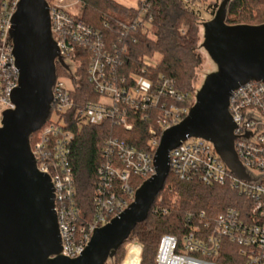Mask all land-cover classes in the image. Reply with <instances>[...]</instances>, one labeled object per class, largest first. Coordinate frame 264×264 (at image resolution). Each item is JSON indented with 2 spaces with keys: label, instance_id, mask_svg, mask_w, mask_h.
Returning <instances> with one entry per match:
<instances>
[{
  "label": "built area",
  "instance_id": "built-area-1",
  "mask_svg": "<svg viewBox=\"0 0 264 264\" xmlns=\"http://www.w3.org/2000/svg\"><path fill=\"white\" fill-rule=\"evenodd\" d=\"M20 0H0V122L2 112L13 109L9 97L17 86V70L9 37L11 18ZM189 3V0H183ZM51 38L66 69L55 77L51 105L44 125L31 136L30 148L39 172L46 174L53 190V210L60 237L61 256L79 257L93 231L119 215L133 201V179L147 180L154 174L153 157L162 132L187 115L186 96L176 92L165 76L153 78L145 69L139 73L119 71L124 65L127 42L136 43L134 33H149V2L137 0L140 16L118 23L115 41L75 20L77 0H45ZM79 59H76L77 57ZM87 57L85 78L97 96L75 109L80 124L99 125L105 121L131 131L134 121L148 124L147 150H137L117 138L101 146L102 163L96 169L93 197L95 214L91 222L81 223L75 203L74 179L69 161L73 133L65 114L74 109L71 93L79 87L76 74L81 59ZM65 79L67 83L61 81ZM228 111L234 124L233 147L247 180L236 178L219 159L212 144L201 138H187L169 152V171L181 181H197L205 186L227 187L241 202L213 217L204 211L188 213L186 230L178 238L164 234L159 238L154 264H220L230 258L235 264H264V83L249 81L234 90ZM54 119H51V116ZM156 126L160 128L157 137ZM156 212V210H154ZM164 213V211L162 212ZM137 247L131 242L121 264Z\"/></svg>",
  "mask_w": 264,
  "mask_h": 264
},
{
  "label": "water",
  "instance_id": "water-1",
  "mask_svg": "<svg viewBox=\"0 0 264 264\" xmlns=\"http://www.w3.org/2000/svg\"><path fill=\"white\" fill-rule=\"evenodd\" d=\"M228 2L221 0L201 24V48L216 70L205 76L184 119L162 132L154 174L135 190L125 210L93 231L75 259L60 254L52 185L37 170L29 146L49 115L56 61L66 66L51 38L45 0L18 2L9 30L17 86L9 97L13 109L3 111L0 122V264H106L147 218L169 173V152L187 138L210 142L236 178L248 179L234 151L228 106L240 85L264 83V24L227 25Z\"/></svg>",
  "mask_w": 264,
  "mask_h": 264
},
{
  "label": "trees",
  "instance_id": "trees-1",
  "mask_svg": "<svg viewBox=\"0 0 264 264\" xmlns=\"http://www.w3.org/2000/svg\"><path fill=\"white\" fill-rule=\"evenodd\" d=\"M78 12L75 20L100 34L115 41L119 34L118 23L131 22L140 16V7H126L114 0H77ZM151 30L143 34L136 32V43L127 42V53L121 74L139 73L145 69L146 74L157 78L165 76L173 81L176 92L186 96V108L192 104L193 91L191 82L194 69L200 64L197 54L199 49V28L205 21L203 15L212 16L215 8L206 5L207 0H147ZM206 5V8L203 6ZM227 25H261L264 24V0H229L227 4ZM157 55L158 61L149 65L146 59ZM76 59L78 58L75 57ZM87 57L81 59L76 74L79 87L72 93L74 109L65 114V121L73 133L70 144L69 161L72 168L75 190V203L81 223L91 222L95 210L93 197L96 188V169L102 163L101 146L106 139L117 138L137 150H147L149 135L148 124L136 119L131 131H124L111 122L99 125L80 124L75 119V109L87 101H94L97 96L92 93L85 78ZM57 77L64 76V70L56 66ZM158 137L159 126H156ZM30 136L29 146L34 145ZM142 179H133L135 190ZM175 199L174 202L172 201ZM241 198L227 187L205 186L197 181H181L170 171L164 186L151 205L147 218L137 224L127 241L135 239L141 246L139 264H154L153 259L159 238L164 234L180 236L186 230L185 217L188 213L204 211L213 217L228 207H236ZM156 210V212H154ZM164 211V213H162ZM121 248V246H120ZM119 248V249H120ZM119 249L110 261L118 255ZM137 247H133L130 258L125 264H135ZM220 264H235L230 258H219Z\"/></svg>",
  "mask_w": 264,
  "mask_h": 264
},
{
  "label": "rangeland",
  "instance_id": "rangeland-1",
  "mask_svg": "<svg viewBox=\"0 0 264 264\" xmlns=\"http://www.w3.org/2000/svg\"><path fill=\"white\" fill-rule=\"evenodd\" d=\"M114 1L124 5L126 7H135L137 4V0H114ZM220 2H221V0H207L206 5L213 6L215 8V10H214V13H215ZM206 5L203 7L206 8ZM78 9H79V6L76 5V6H74L72 12L77 14ZM212 16L204 14L203 18L205 21H207V20L211 19ZM205 21H203V22H205ZM203 22H201V24ZM199 31H200V33H199V45H200V47L197 50V54L200 58V64L194 69V74H193V78H192V82H191V88L193 91V99H192L193 101H192L191 106L194 103L195 92L201 87L205 76L216 70L215 65L212 63L210 58L207 56L206 52L201 48V43H202V27H201V25H200ZM158 58L159 57L157 55H155V56H153L152 59H146L145 62L149 65H154L155 62L158 61ZM61 81L64 83H67L65 79H61ZM54 118L55 117L52 115L51 119H54ZM174 200L175 199L173 198L172 201L174 202ZM131 242H136V240L132 239L130 241H126L121 246V248L119 249V252H118V255L116 256V258L113 261L108 260L106 264H121L123 259H124L125 253H126L125 248L128 246V244H131Z\"/></svg>",
  "mask_w": 264,
  "mask_h": 264
}]
</instances>
